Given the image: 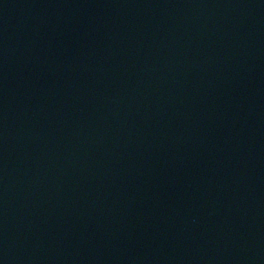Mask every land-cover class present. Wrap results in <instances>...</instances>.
Masks as SVG:
<instances>
[{
  "label": "water",
  "instance_id": "obj_1",
  "mask_svg": "<svg viewBox=\"0 0 264 264\" xmlns=\"http://www.w3.org/2000/svg\"><path fill=\"white\" fill-rule=\"evenodd\" d=\"M0 264H264V0H0Z\"/></svg>",
  "mask_w": 264,
  "mask_h": 264
}]
</instances>
